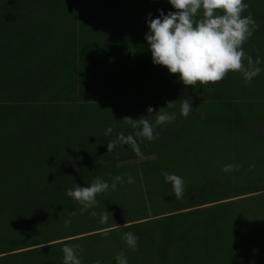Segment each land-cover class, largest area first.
Listing matches in <instances>:
<instances>
[{"label": "trees", "instance_id": "obj_1", "mask_svg": "<svg viewBox=\"0 0 264 264\" xmlns=\"http://www.w3.org/2000/svg\"><path fill=\"white\" fill-rule=\"evenodd\" d=\"M36 1L0 0V264H62L64 244L83 249L82 264H117L121 252L128 264H264V113L241 116L264 107V0H246L241 13L257 24L241 47L259 74L245 84L229 71L196 86L154 64L144 39L147 13L175 11L167 0ZM161 111L175 120L138 140L154 158L119 166L140 156L106 144L135 135L128 116L154 123ZM162 170L183 178L181 199ZM117 174L134 182L98 194L94 209L66 195ZM125 232L137 236L135 250Z\"/></svg>", "mask_w": 264, "mask_h": 264}, {"label": "clouds", "instance_id": "obj_2", "mask_svg": "<svg viewBox=\"0 0 264 264\" xmlns=\"http://www.w3.org/2000/svg\"><path fill=\"white\" fill-rule=\"evenodd\" d=\"M175 11L157 9V15L146 14L147 32L144 39L151 54L154 64L166 66L169 73H178V79L184 85L196 86L209 82L222 80L229 71L241 72L244 83L248 84L252 78L261 71L257 59L255 65L251 56L244 51L241 45L252 35L257 27L251 14L242 16L247 9L246 0H167ZM198 11L202 17L196 20ZM247 59L248 66L242 64V59ZM170 102V101H169ZM171 107V104H169ZM192 110L191 98H181L180 115L188 117ZM146 112H153L151 106L146 107ZM156 112V111H155ZM143 116V115H141ZM175 113L161 111L155 116L154 123L148 119H135L128 116L127 125L135 130V135L121 131L116 138L106 144L107 151H112L118 145H129L137 156H142L138 140L148 141L159 135L155 132L156 125H166L175 120ZM111 125L105 129V135L111 133ZM240 165L227 164L222 166L225 172ZM161 175L166 182H171L172 195L181 199L185 183L181 176L164 170ZM134 178L128 174L125 177L117 174L108 181L97 177L87 186H80L66 190V195L77 201L82 207L81 212L94 209L97 204V195L105 191L115 190L117 183H133ZM72 213L69 212V215ZM96 216L93 210L90 213ZM107 211L99 216V223L108 222ZM65 226L71 224L70 219H65ZM123 239L128 248L135 250L137 236L125 232ZM83 251L79 245L64 244L62 247V264H82V257L78 251ZM117 264H128L123 252L116 256ZM95 264H101L99 260Z\"/></svg>", "mask_w": 264, "mask_h": 264}, {"label": "rangeland", "instance_id": "obj_3", "mask_svg": "<svg viewBox=\"0 0 264 264\" xmlns=\"http://www.w3.org/2000/svg\"><path fill=\"white\" fill-rule=\"evenodd\" d=\"M20 2H22V1H20ZM34 2L37 3L38 1L34 0ZM45 2H49L50 3V1H45ZM56 2H58V1H56ZM39 3H41V2L39 1ZM242 111H243V114L241 116H247V115L249 116V115H252L255 112L263 114L264 113V107L262 109H260V110H257V111L256 110L248 111L247 109L243 108ZM262 147L264 148V146H262ZM248 149L251 150L250 147H248ZM153 158H154V156H152V155H149V156H140V157L133 158L131 160H126V161L120 162L118 165L119 166H126V165H136V166H139L144 161L149 160V159H153ZM242 158L243 159L241 160V165L244 166V164H246V162L248 160L246 154H244ZM121 216L123 218L124 216H127V215L124 214V213H122ZM115 219H116V217L115 216H112L110 220H115ZM132 222H135V221H127V222L120 223L119 225H108V226H105V227H103V228H101L99 230H107V229H110V228H114V227H117V226L129 224V223H132ZM99 230L97 229L95 231H99ZM80 235H83V234H80ZM77 236H79V235H77ZM72 237H75V236H71V237H67V238H62V239H59V241L60 240H65V239H68V238H72ZM55 241H58V240L56 239V240L48 241L45 244L52 243V242H55ZM263 244H264V237H263ZM38 245H42V244H38ZM38 245H35V246H38ZM30 247H34V246H30ZM30 247H26V248H30ZM26 248L15 249V250L8 251V252H5V253L16 252V251H19V250H22V249H26ZM0 255H1V253H0ZM263 258H264V248H263Z\"/></svg>", "mask_w": 264, "mask_h": 264}]
</instances>
